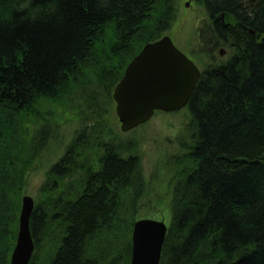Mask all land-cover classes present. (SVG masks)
I'll return each instance as SVG.
<instances>
[{
    "label": "trees",
    "instance_id": "trees-1",
    "mask_svg": "<svg viewBox=\"0 0 264 264\" xmlns=\"http://www.w3.org/2000/svg\"><path fill=\"white\" fill-rule=\"evenodd\" d=\"M176 1L0 0V264L15 245L26 169L47 140L36 143L48 128L28 137L25 123L75 90L87 112L41 184L29 264H130L144 181L103 107L128 63L171 29ZM198 3L210 50L231 55L202 70L185 107L158 264H264V0Z\"/></svg>",
    "mask_w": 264,
    "mask_h": 264
},
{
    "label": "rangeland",
    "instance_id": "rangeland-1",
    "mask_svg": "<svg viewBox=\"0 0 264 264\" xmlns=\"http://www.w3.org/2000/svg\"><path fill=\"white\" fill-rule=\"evenodd\" d=\"M175 5V20L166 35L176 48L200 70L215 62H225L230 57L231 50L226 46L217 48V51L210 50L214 43L212 28L198 0H177ZM220 49L225 51L222 56L218 53ZM207 52L213 53L214 60ZM41 105L44 106L39 107L36 117L27 119L25 128L23 127L28 137L33 135L36 138L44 128H48L40 142L36 141L41 145L47 135L46 144L44 143V147L25 172L22 197H31L34 204L41 198L39 190L48 168L62 156L66 145L82 125L81 115L87 112L86 105L76 90L60 101ZM114 106L113 101L105 102L103 108L106 111V124L113 129L122 145L129 149L133 147L140 158L144 183L142 193L135 200L134 220H163L168 225L171 163L175 155L183 154L179 142L187 140L184 128L188 112L186 108L170 113L156 112L144 125L128 133H121Z\"/></svg>",
    "mask_w": 264,
    "mask_h": 264
},
{
    "label": "water",
    "instance_id": "water-1",
    "mask_svg": "<svg viewBox=\"0 0 264 264\" xmlns=\"http://www.w3.org/2000/svg\"><path fill=\"white\" fill-rule=\"evenodd\" d=\"M219 50V56L224 54ZM201 71L176 48L171 38L145 44L128 63L112 91L120 132L128 133L156 112L179 111L187 105ZM34 201L21 197L18 231L9 264H29L34 252L29 221ZM168 225L163 220L138 219L131 233L130 264H158Z\"/></svg>",
    "mask_w": 264,
    "mask_h": 264
},
{
    "label": "flooded vegetation",
    "instance_id": "flooded-vegetation-1",
    "mask_svg": "<svg viewBox=\"0 0 264 264\" xmlns=\"http://www.w3.org/2000/svg\"><path fill=\"white\" fill-rule=\"evenodd\" d=\"M111 134L115 136V132L113 131V129H112V131H111ZM115 137H116V136H115Z\"/></svg>",
    "mask_w": 264,
    "mask_h": 264
},
{
    "label": "bare ground",
    "instance_id": "bare-ground-1",
    "mask_svg": "<svg viewBox=\"0 0 264 264\" xmlns=\"http://www.w3.org/2000/svg\"><path fill=\"white\" fill-rule=\"evenodd\" d=\"M185 107H186V106H185ZM185 107H184V108H185ZM182 109H183V108H182ZM147 122H148V121H147ZM144 124H145V123H144ZM144 124H143V125H144ZM141 126H142V125H141ZM139 127H140V126H139ZM137 128H138V127H137ZM135 129H136V128H135ZM133 130H134V129H133ZM49 168H50V167H49ZM49 168H48V169H49ZM47 172H48V170H47ZM47 172H46V173H47ZM45 175H46V174H45Z\"/></svg>",
    "mask_w": 264,
    "mask_h": 264
}]
</instances>
